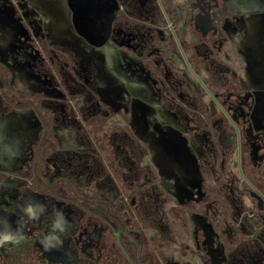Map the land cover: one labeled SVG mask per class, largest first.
I'll return each instance as SVG.
<instances>
[{
    "label": "flooded vegetation",
    "instance_id": "obj_1",
    "mask_svg": "<svg viewBox=\"0 0 264 264\" xmlns=\"http://www.w3.org/2000/svg\"><path fill=\"white\" fill-rule=\"evenodd\" d=\"M171 1L16 0L13 5L11 0H0V94L3 91L11 99L0 97V169L24 173L35 169L40 178L47 149L60 150L62 154L53 155L49 166L51 172L62 173V177L51 184L39 182L54 189L53 195L45 198L24 185L25 196L17 211L37 220L42 219V210L47 211L46 218L51 217L53 227L65 231L69 241L79 227L77 220L82 218L80 233L88 238L82 249L89 258L105 254L110 259L116 251H126L121 243L123 238L128 241L123 216L136 219L140 226L150 224L147 233L154 243L155 228L168 234L161 214L166 199L172 198L191 216L197 213L206 217L215 232L217 262L208 255L204 232L195 226L191 231L195 250L203 253V264H264V239L260 238L264 231L256 228L259 224L264 227V214L259 210L247 212L231 182L219 183L225 154L217 164L210 130L203 126L209 124L219 137L229 128L234 132L240 172L251 188L250 195L261 199L259 205L264 208L263 185L248 180L247 169L243 170L249 150L246 145L254 138L250 90H264V80L256 83L251 78V74L264 78V62L243 67L249 62L250 49H254L244 37L257 21L263 22L264 0H256L258 11L249 5L250 0H189L183 8ZM220 28L243 56L239 59L243 67L239 78L242 96L232 91L225 96L216 92L237 75L213 56V51L223 45L217 36ZM260 41L264 46V36ZM56 50L72 63L71 69L66 61L60 66L62 71H57ZM202 73L210 80H203ZM190 76L211 99L210 107L218 108L219 113L214 109L200 113L205 108L203 101L186 88ZM61 79L66 88L59 84ZM28 93L30 96H26ZM49 96L57 101L47 102ZM117 115L128 117V128L117 126ZM58 121L62 127L54 131L52 127ZM108 121L112 124L107 125ZM169 126L176 128L169 132ZM51 130L54 138L49 136ZM152 138H162L158 146L171 147L167 139L176 143L172 155L167 153L170 162L176 164L173 156L185 148L177 144L178 140H186L202 175L201 196L195 189V196L181 201L164 188L161 169L154 161L157 151ZM135 142L144 143L146 166L130 153ZM105 155L112 166L106 163ZM118 157L125 164H119ZM150 170L157 172V182ZM207 174L214 178V186L209 189L205 186ZM190 178L196 176L191 174ZM60 184L70 191L65 202L58 199L56 189ZM188 189L182 194L187 196ZM9 196L14 197V192ZM86 203L101 205L104 215L87 216L80 207ZM123 208L127 215L121 212ZM229 208L235 211L231 221L226 215ZM9 220L13 227L6 229L13 234H25L30 229L26 222L14 227L15 218ZM111 222L117 230H111ZM109 234L117 236V250L109 244ZM67 247L68 258L76 261V248Z\"/></svg>",
    "mask_w": 264,
    "mask_h": 264
},
{
    "label": "rangeland",
    "instance_id": "obj_2",
    "mask_svg": "<svg viewBox=\"0 0 264 264\" xmlns=\"http://www.w3.org/2000/svg\"><path fill=\"white\" fill-rule=\"evenodd\" d=\"M14 1L16 0H11L13 5L15 4ZM187 1L189 0H173L171 1V4L183 8ZM249 5L255 6L256 11H258L260 8V4H257L256 0H250ZM249 13L254 14L255 11L249 10ZM17 14L19 15V13ZM247 32L248 34H246L244 37L245 42H248V46L254 48L252 49L254 51L250 49L248 56L249 62L244 63V68L253 63L261 64L264 62V46L259 44V42H261L260 40L262 36H264V28H262L261 23L257 21L254 25V28L251 26ZM217 36L223 41V45L219 50L213 51V56L220 63L230 66L232 70L237 73V75L236 77H230V82L228 85L223 88H217L216 92L219 95L225 96L228 91H232L234 92L235 96L236 94L242 96L244 91H242L239 83V78L243 75L242 63L239 60L241 57H243L242 53L238 48L239 46L234 43V41L232 42V40L228 39L227 32L224 28H220L218 30ZM211 46L214 48L213 45ZM45 48L47 49V52H49L50 49L47 46H45ZM59 52L57 51L59 59L55 61V67L57 71H62L60 66L64 65L67 60L63 55L60 54L61 52ZM67 63L68 68L71 69L72 63L68 61ZM180 66L182 67L183 65L180 64ZM201 76L206 82L210 80V78L205 76L204 73H202ZM251 78L252 81L256 83L263 82L264 80V78L256 74H251ZM188 81L189 84L186 86V88L192 92L191 94H197V96L200 97L204 103L205 108L200 111V113L208 114L213 109L219 113L220 110L218 108L213 106L210 107L211 99L207 94H205L204 90L198 86L195 78L190 76L188 77ZM59 84H64L62 79L61 82L59 81ZM1 92L2 93L0 94V97H5L8 100H11L4 94L3 91ZM66 92L70 94L69 90ZM250 93L254 99V106L252 108L250 117V125L254 138L250 139L249 144L246 145L247 149L249 150H247L243 170L245 171V169H247L246 175L248 176V180L263 185L262 192H264V90L257 91L252 89L250 90ZM29 94L30 93H28L26 96H30ZM258 96L260 97L258 98ZM255 98L258 100L256 101ZM50 99L57 101L55 97L52 96L45 98L47 102L50 101ZM74 115L77 116L75 112ZM79 116L82 117V113H80V111ZM126 117L127 116L125 115H117V126H120L121 128H128L129 120L128 117ZM256 122H258V125ZM78 124L80 128L82 124L81 120H79ZM106 124L109 125L112 123L108 121ZM203 126L210 130V144H212L217 151V164L221 163V160L223 159V152L225 154L224 169L218 172L219 183L225 184L227 182H231L230 184H232L234 189L239 193L240 200L243 202L244 208L247 212H256L259 210L264 214V208L260 207L259 199L250 195L251 188L247 186L246 181L240 172L239 148L234 132L230 131L229 128L227 132H224L222 137H219V134H217L214 129L211 130V128H209V124H203ZM60 127L62 126L60 125V121H58L55 123V126H53L52 129L56 131ZM174 128L176 127L169 126V132H171ZM2 132L3 131L1 130V135ZM82 132L84 136H87L86 130L84 131L83 128ZM49 136L50 138H54L52 130L50 131ZM161 139L162 138L156 140L152 138V142L155 146V150L157 151L154 154V161L161 169L159 175L165 183L164 188L174 197L180 198L181 201H184V199L189 201L190 198L195 196V189L197 191V195L201 196L199 186L203 182V179L201 178L202 175L199 171V167L195 161L194 155L187 147L186 140H178L177 144L182 145V147L185 146V148H183L180 153H177L175 156H173L178 162V164H176L171 163V157L167 156V153L172 155V151L175 148L173 147V144L176 143L172 142L171 139H167V142L169 143L167 145L171 147H167L162 144L158 146V143L161 142ZM130 143H128V145H130ZM134 144L135 147L130 148V153L137 157L140 165L146 166L148 163L145 155L146 151L144 143L135 142ZM52 149L53 148L47 149L44 155L43 165L39 172L40 178L38 177V172L35 169L25 173L20 172L19 170L6 172L0 169V264H109L108 261L110 259H114V264H132L131 261L134 262V264H161V260L165 262L164 264H199V262L203 264V259L201 257L203 253H198L197 250H195L193 238L191 236V231L193 229L190 219L191 214L188 210H185L179 206L172 198L166 199V202L162 206L163 210L161 214L162 222L166 225L169 236H167L168 234H162L155 228L154 233L157 235L156 242L154 243L149 239L150 236L147 233V228L150 227V224L146 222L147 225L143 224V226H140L136 219L132 220L126 216H123L125 222V228L123 229V232L128 237V241L123 238L121 239V243L123 246H125V248H123L126 251L123 252L120 250L118 253L116 251L113 253L112 258L110 257V259L105 257V254L100 258L96 257V255H93L92 258H89L88 255L83 251L82 248L84 246V242H86L88 238L82 237V234L80 233V231H82L81 225L84 221L82 218L77 220L79 227L75 229L71 238L72 241L71 239L69 241L67 240L65 231L56 230L53 227L54 220L51 217L46 218V215L48 214L47 211H41L40 216L42 219L39 220L29 218L24 213L20 214L17 210L19 209V205L22 204V199L25 196L24 185L30 186L32 188L31 190H33L35 193H41L45 196V198L51 197L53 195L52 193H54V189L47 188V186L43 183L40 185L39 182L44 181L47 184H51L56 180V178L62 177V173L54 174L51 172L49 166L51 157L53 155L55 156L62 154L60 150H57L56 153L54 150L52 151ZM103 158L106 159L105 161L108 165L112 166L113 163L111 164V159L108 158L107 155L103 156ZM118 160L119 164H125L123 158L118 157ZM150 172L152 178L157 182V180H159L157 172L151 170ZM191 174L195 175L196 179L192 180L190 178ZM205 178V186L208 189L214 186V178L210 174H207ZM170 182L173 183V185L170 184ZM38 184L39 187H37ZM186 189L189 190L187 196L186 194H182L185 193ZM56 190L58 191L59 201L65 202L67 200L66 195L70 194L69 188L60 184L57 186ZM11 192H14V197L9 196ZM218 192L219 194L222 193V189L220 187L218 188ZM82 193L89 195L91 198H96L89 192ZM80 207L82 210H85L87 216L95 215L97 217H101L104 215L102 206L97 203H86L85 205H80ZM121 212L126 215L128 214L125 208L121 209ZM226 215L229 221H231L235 215L234 208H229ZM200 216L201 215H198L197 213L192 214L193 223L195 224L196 230H201L204 232L208 241L206 243L208 246V255L213 259L214 262H217L219 257L215 253L217 248L214 246L213 240L215 237V232L209 227L206 217ZM10 217L15 218L14 227H16V223L19 222H26L28 225L30 224L29 231L27 230L25 234L19 232L14 234L11 233V231L6 229L7 226H12V224H9ZM144 221L146 220L144 219ZM110 225L111 230H117V226L112 222ZM245 227L249 228L248 226ZM259 227H261V233H263L264 227L261 224L256 226V228ZM254 233H252V235ZM108 236H111L109 244L114 246L115 250H117V236H113L112 234H109ZM262 236L263 237L260 238L264 239V235ZM67 245L70 246V249L72 246L76 248V250L74 249L78 257L75 259L76 261L72 262L68 258L69 254ZM134 245L137 246V249L133 251ZM117 255L119 256L118 262Z\"/></svg>",
    "mask_w": 264,
    "mask_h": 264
},
{
    "label": "crops",
    "instance_id": "obj_3",
    "mask_svg": "<svg viewBox=\"0 0 264 264\" xmlns=\"http://www.w3.org/2000/svg\"><path fill=\"white\" fill-rule=\"evenodd\" d=\"M261 25H262V28H264V20H263V22H261ZM0 131H1V130H0ZM0 136H1V134H0ZM155 153H156V152H155ZM155 153H154V154H155ZM200 217H201V216H200ZM190 219H191L192 225L195 226V224L193 223L192 216H191ZM208 225H209L210 228H212L211 225H210L209 223H208Z\"/></svg>",
    "mask_w": 264,
    "mask_h": 264
},
{
    "label": "water",
    "instance_id": "obj_4",
    "mask_svg": "<svg viewBox=\"0 0 264 264\" xmlns=\"http://www.w3.org/2000/svg\"><path fill=\"white\" fill-rule=\"evenodd\" d=\"M260 200V202H262V200L261 199H259Z\"/></svg>",
    "mask_w": 264,
    "mask_h": 264
}]
</instances>
